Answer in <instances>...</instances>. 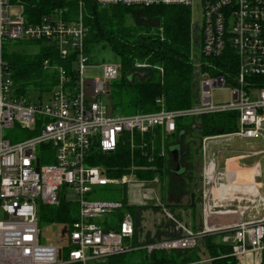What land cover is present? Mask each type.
I'll return each mask as SVG.
<instances>
[{
    "label": "built area",
    "instance_id": "obj_1",
    "mask_svg": "<svg viewBox=\"0 0 264 264\" xmlns=\"http://www.w3.org/2000/svg\"><path fill=\"white\" fill-rule=\"evenodd\" d=\"M101 7H192L198 0H94ZM79 14L55 7L43 16L27 14L22 0H0V264H87L106 263L116 256L140 250L172 253L198 248L203 238L217 235L231 247L238 260L249 256L262 259L264 252V184L262 167L253 168L249 182H242L229 165L241 159L264 157V150L231 156L222 166L223 150L209 153V142L239 137L264 140V0H200L202 24L199 59L195 58L200 102L184 110L162 108L153 113H117L111 98L112 85L121 77L117 63L93 64L86 52L88 28L84 22V0ZM199 41V38H198ZM44 42L63 59L74 55L73 75L44 63L52 71V91L37 99L19 95L13 71L5 58L7 43ZM228 64L225 71L217 63ZM138 68L145 65H137ZM91 72V75L88 73ZM99 73V75H97ZM225 90L230 98L216 102L214 92ZM235 112L239 130L233 134L203 139V214L199 231L182 225L149 184L134 173L109 178L100 167L90 165L93 149L116 151L129 134L163 137L176 133L179 119ZM19 126L33 135L20 142L3 137L5 129ZM147 143L143 144L146 147ZM235 153V152H231ZM165 155L164 150L161 153ZM131 177L138 180L131 181ZM127 186L130 206L160 207L177 224L179 237L146 243L136 241L134 217L124 203L91 200L98 187ZM78 205V220L60 224L65 245L41 243L39 211L58 207L62 200ZM153 203V205H151ZM149 204V205H148ZM235 204V206H234ZM230 207H233L230 208ZM123 211L117 230H107L110 216ZM235 215L238 220L217 225L214 218ZM55 225V224H54Z\"/></svg>",
    "mask_w": 264,
    "mask_h": 264
},
{
    "label": "trees",
    "instance_id": "obj_2",
    "mask_svg": "<svg viewBox=\"0 0 264 264\" xmlns=\"http://www.w3.org/2000/svg\"><path fill=\"white\" fill-rule=\"evenodd\" d=\"M27 14L43 16L53 8H69L71 16L79 14L78 0H22ZM83 16L88 33L86 52L92 58L99 48L108 47L121 66V77L112 85L111 98L117 113L133 115L153 113L165 108L169 111L184 110L195 103L194 90L198 81L194 50L200 47L194 41L192 9L186 6H149V7H101L94 0H84ZM131 22V24H129ZM24 43V42H23ZM20 45V44H18ZM28 51L5 50V58L13 71L16 91L19 95L35 96L42 99L50 93L56 84L55 74L44 69V63L65 69L73 75L74 55L63 59L54 46L44 42H25ZM223 70L228 64L217 62ZM137 65H145L138 68ZM258 80H264L258 78ZM198 121V131L203 140L206 137L236 133L239 130V114L235 112L204 115L192 118ZM177 132L171 136L162 135L157 130L155 135L141 137L135 135V146L130 143L129 134L113 153H103L99 148L93 149L90 165L100 167L109 178H121L134 173L140 180H160L169 176V154L167 150L161 155L168 139H176L179 143L191 130V123L184 119L177 122ZM33 135V133H32ZM147 143L146 147L143 144ZM178 146L181 147L180 144ZM182 151V150H181ZM184 152V151H182ZM173 155V154H172ZM135 222V236L142 231L141 215L144 209L156 206H130L124 203ZM191 203L187 209L194 208ZM167 207L174 205H166ZM178 208V207H176ZM78 205L62 200L58 207L42 206L39 211L40 225L73 224L78 220ZM123 211L114 216L117 223L105 222L106 229L117 230L123 219ZM195 213H193L194 216ZM177 224L170 220L169 224L158 227L156 236L148 238L143 244L162 240V234L170 238L181 236L182 232L171 233ZM195 230V229H194ZM206 255L209 264H238L239 260L232 256L230 246L223 244L217 235L205 238ZM139 242V241H138ZM261 264H264V252ZM107 264H203L199 248L180 250L172 253L155 252L149 255L140 250L124 256H116Z\"/></svg>",
    "mask_w": 264,
    "mask_h": 264
},
{
    "label": "rangeland",
    "instance_id": "obj_3",
    "mask_svg": "<svg viewBox=\"0 0 264 264\" xmlns=\"http://www.w3.org/2000/svg\"><path fill=\"white\" fill-rule=\"evenodd\" d=\"M192 21L194 26L201 28L202 24V4L200 0L198 3L192 7ZM131 24V22L129 23ZM198 34L200 33V29L197 30ZM197 34V35H198ZM25 44V42L20 43H7V48L10 50H29L26 46H20ZM195 58L199 59V52L200 50L196 48L194 51ZM93 64H103V63H116L118 60L116 56L111 52V50L106 48H99L96 50L94 56L91 58ZM92 73L89 72L88 75ZM99 75V73H97ZM194 104H199L200 102V93L201 87L199 82H196L195 90H194ZM230 98L229 92L225 90H218L214 92V99L216 102H224ZM184 123L190 124L191 123V130L188 132L185 138L181 141L176 139H168L166 141L167 148L163 147L164 153L166 154L167 150L172 152L174 149L178 147V144L181 145V150L185 152L184 157L182 156V162L179 165L176 163L178 159H175L172 154H169L167 158H169L168 167L169 169V176H165V179L160 180L159 183L149 184L148 187H151L154 192L153 195L158 196L160 200L165 205H174L167 207L176 219L184 226L195 229V231L200 230V212H201V200H202V192H203V168H204V152L202 147V141L198 126V121L192 118L184 119ZM4 138L11 140L12 142H20L23 140L28 139L32 136V134L27 131L21 129L18 125L15 126L13 129H5L2 132ZM240 138L234 137L232 144L230 146H237L239 145ZM222 147H229L228 144H222ZM264 148V144L259 146V149ZM253 149V148H252ZM261 165H262V177L260 181L264 184V157L260 158ZM182 166L183 174H178V167ZM178 174V175H177ZM131 181L138 180L136 177H131ZM89 199L91 200H103V201H118L122 203H129V194L127 192V186L123 185H110L107 187H98L94 190L93 193L90 194ZM195 203L194 208L187 209L191 203ZM149 205V204H148ZM153 205V203L151 204ZM233 209V207H230ZM141 215V227L145 229V233L148 232L149 236L151 237L152 234L156 233V230L161 225L169 224V219L163 214L162 211L158 212L153 207L148 209H144ZM193 213L194 217H193ZM146 216V217H145ZM146 218V219H145ZM111 221L117 223V219L115 216H110ZM146 220V226L143 227L144 221ZM193 221V222H192ZM64 228L60 224H48L42 223L40 225V235H41V243L45 245L54 244L63 246L66 242V237L62 235L64 232ZM178 233L175 227L171 228V233ZM162 239L169 238L166 236L167 234H162ZM199 250L202 255L203 264H209V257L206 255V248H205V239L203 238L199 245ZM106 263H96V262H88L87 264H107ZM239 264V262H238Z\"/></svg>",
    "mask_w": 264,
    "mask_h": 264
},
{
    "label": "crops",
    "instance_id": "obj_4",
    "mask_svg": "<svg viewBox=\"0 0 264 264\" xmlns=\"http://www.w3.org/2000/svg\"><path fill=\"white\" fill-rule=\"evenodd\" d=\"M233 139H234V137L217 138V139H213L209 142V150L208 151L210 154L215 153L218 150L225 151L221 155L222 166L225 164V161L231 156H237V155L242 154L244 152H259V151L264 150V148L259 149V146L264 144V140L254 141V140H247V139L240 138L239 145L231 147L230 144H232ZM202 143H203V141H202ZM222 144H228L229 147H227V148L222 147L221 146ZM231 152H235V153H231ZM261 160L262 159H260V157L241 159V160H238L237 162L229 165V170L235 171L239 180L246 183V182H249L253 176V168L257 164L262 167ZM262 193L264 194V188L262 190ZM202 194H203V192H202ZM234 206H235V204H234ZM158 212H160V211H158ZM200 217H201V219H200V224H201L200 229H201L203 224H204L203 198L201 200ZM175 218H176V216H175ZM238 218L239 217L235 216V215L232 216V215L225 214V215H220V216L215 217L214 222L217 225H227L233 221L238 220ZM145 226H146V220L144 221V224H143V227H145ZM157 230H158V228H157ZM157 230H156V233H157ZM156 233L152 234V236L150 237L148 232L145 233V229L142 228V231L140 232L137 239L140 242H144L148 238L155 237ZM261 261H262V259H260L258 257L249 256L245 259L239 260V264H261Z\"/></svg>",
    "mask_w": 264,
    "mask_h": 264
},
{
    "label": "water",
    "instance_id": "obj_5",
    "mask_svg": "<svg viewBox=\"0 0 264 264\" xmlns=\"http://www.w3.org/2000/svg\"><path fill=\"white\" fill-rule=\"evenodd\" d=\"M193 37H194V41L198 42L197 26H194V28H193ZM171 153L173 154L175 159H178L177 160L178 162H180L182 156L184 157V155H185V152L181 151L180 146H178L176 149H174ZM179 168H181V166Z\"/></svg>",
    "mask_w": 264,
    "mask_h": 264
},
{
    "label": "flooded vegetation",
    "instance_id": "obj_6",
    "mask_svg": "<svg viewBox=\"0 0 264 264\" xmlns=\"http://www.w3.org/2000/svg\"><path fill=\"white\" fill-rule=\"evenodd\" d=\"M182 159H183V158H182ZM182 159L180 160V162L176 161V163H178L179 165H181L180 163L182 162ZM179 167H180V166H179ZM179 167H178V174L181 175V174H183V168H179ZM181 167H182V166H181ZM178 174H177V175H178Z\"/></svg>",
    "mask_w": 264,
    "mask_h": 264
},
{
    "label": "bare ground",
    "instance_id": "obj_7",
    "mask_svg": "<svg viewBox=\"0 0 264 264\" xmlns=\"http://www.w3.org/2000/svg\"><path fill=\"white\" fill-rule=\"evenodd\" d=\"M227 223V222H226Z\"/></svg>",
    "mask_w": 264,
    "mask_h": 264
}]
</instances>
